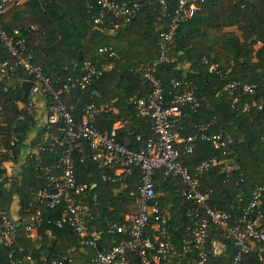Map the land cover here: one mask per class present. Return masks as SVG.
<instances>
[{"label":"built area","instance_id":"built-area-1","mask_svg":"<svg viewBox=\"0 0 264 264\" xmlns=\"http://www.w3.org/2000/svg\"><path fill=\"white\" fill-rule=\"evenodd\" d=\"M205 1L178 0L170 11L171 0H97L100 9L93 21L105 28L111 24V16L129 24L145 4L152 6L162 22L159 55L129 67L151 85L149 91L129 97L136 113L147 118L152 127L148 136L137 134L138 147L134 148L119 139L117 127L102 130L98 124L101 112L117 107L113 102L92 100L79 116L65 100L73 88L87 90L95 79L110 71L113 60L121 59V52L102 45L98 52L103 60L74 61L63 67L71 74L52 76L33 61L28 38L18 36V28L11 35L4 27L3 14L22 0H0V48L11 56L0 61V204L5 192L14 194L10 212L0 206V264H78L72 248L58 251L53 246L56 230L62 228H69L80 238L85 253L97 247L104 234H125L98 249L91 256L92 264H216L214 260L227 254L229 248L233 251L230 264H264V184L252 187L248 201L238 208L233 205L225 210L211 204L213 189L201 188L200 175L221 164L222 171L231 177L236 167L232 157L236 137L223 129L211 130L216 116L184 135L185 121L200 111L202 98L188 79L173 78L167 89L156 74L160 64L171 60L180 25L191 19ZM87 5L92 8L91 3ZM112 24L114 28L121 26L118 21ZM31 28L38 25L25 29ZM216 66L211 63L209 70ZM17 76L19 82L14 80ZM24 80L32 81L27 95ZM220 92L228 94L232 107L237 108L243 95L255 92V85L232 79ZM242 108L247 110L249 103ZM203 141L212 144L219 154L201 160L193 172L184 157ZM87 159L103 170V180L120 183L121 190L139 168L140 176L129 191L135 210L122 222L107 220L96 227L97 215L91 206L92 200L97 202L98 194L92 192L95 184L80 182L76 174L78 162ZM32 160L36 175L24 205L17 190L23 184L24 165ZM158 172L163 179L170 178L177 193L192 202L185 210L177 242L172 233L173 210L182 206L173 200L162 202V194L156 189ZM236 198L244 201V192ZM21 227L37 250L23 243L14 245ZM217 230L222 235H217ZM44 235L48 241H44Z\"/></svg>","mask_w":264,"mask_h":264},{"label":"trees","instance_id":"trees-1","mask_svg":"<svg viewBox=\"0 0 264 264\" xmlns=\"http://www.w3.org/2000/svg\"><path fill=\"white\" fill-rule=\"evenodd\" d=\"M88 3L92 4L91 9ZM177 3L178 0H171L170 11ZM99 9L97 0H24L3 14V24L9 34L15 35L14 30L18 28V36L28 38V45L34 53L33 61L42 64L52 76L71 74L70 69L63 67L71 66L74 61L103 60L98 52L102 45L118 49L121 59L113 60L114 67L110 71L95 79L87 90L73 88L72 94L65 100L79 116L83 106L92 100L113 102L120 112H101L98 124L102 130H111L116 120L128 119L129 122L118 132L119 139L136 148L137 134L148 136L152 127L147 118L136 113L134 105L128 100L135 93L149 91L151 85L129 71V67L159 55L162 22L152 6L145 4L129 24L111 16V24L105 28L93 21V15ZM112 21L120 22L121 26L114 28ZM32 24L38 25V28L25 29ZM258 42L262 45L256 50ZM170 56L171 60L160 64L156 72L167 89L173 78H186L202 98L200 111L185 121L183 134L195 131L200 122L216 116V125L211 130L223 129L236 137L232 153L236 167L231 177L228 178L221 164H217L200 175L201 188L213 189L210 202L219 208L231 210L233 205L236 208L245 205L251 188L264 184V0H206L200 3L197 13L180 25ZM5 58L11 56L5 48H0V61ZM211 63L217 64L212 71L209 70ZM232 79L255 85V92L243 95L237 108L232 107L228 94L219 93L224 83ZM14 80L20 81L18 76ZM245 102L249 103L247 110L242 108ZM215 154L219 151L203 141L184 160L195 172V166L201 160ZM34 162L32 160L24 165L23 184L17 190L24 205L36 175ZM102 171L90 159L79 161L76 169L80 182L95 184L92 192L98 194L97 202L92 200L91 206L97 215L94 221L96 227L103 226L105 218L122 222L129 209L135 210L134 198L129 191L140 176V170L136 168L127 187L118 190L121 184L103 180ZM156 179V189L162 194V202L173 200L182 206L173 210L172 233L177 242L183 231L185 210L192 206V202L177 193L171 179H163L162 172L157 173ZM240 192H244V201L236 198ZM13 198L12 191L5 192L0 206L10 212ZM56 234L58 238L53 241L56 250L72 248L78 264H92L91 256L99 249L98 246L84 253L80 249V238L72 230L57 229ZM216 234L222 235L219 230ZM123 237V233L104 234L100 243L105 245ZM44 241H48L46 235ZM19 243L28 249H36L35 244L25 237L22 227L14 245ZM232 254V248H229L227 254L214 261L216 264H230ZM135 264L139 263L135 261Z\"/></svg>","mask_w":264,"mask_h":264},{"label":"crops","instance_id":"crops-1","mask_svg":"<svg viewBox=\"0 0 264 264\" xmlns=\"http://www.w3.org/2000/svg\"><path fill=\"white\" fill-rule=\"evenodd\" d=\"M24 0H22V2H23ZM260 45L262 44L261 42H258ZM186 66V65H185ZM262 100L264 101V98L262 97ZM128 102H129V100H128ZM112 112H114V113H118V112H120V109H119V107H116L114 110H112ZM131 120V119H130ZM127 122H129V120L128 119H126V118H121V119H118V120H116L115 122H114V124H113V127H117L118 128V132H119V130L127 123ZM117 189L119 190V189H123V186L121 185V186H119V187H117ZM116 189V193H118V190ZM13 213L14 214H16L17 213V209L16 208H13ZM99 244L101 245V249H103V248H106V247H108L111 243H107V244H105V245H102L100 242H99Z\"/></svg>","mask_w":264,"mask_h":264},{"label":"water","instance_id":"water-1","mask_svg":"<svg viewBox=\"0 0 264 264\" xmlns=\"http://www.w3.org/2000/svg\"><path fill=\"white\" fill-rule=\"evenodd\" d=\"M82 57H83V55H82V52L80 51V58H82ZM31 83H32L31 80H24L23 88L25 90V95L28 94V92L30 90ZM97 246H98L99 249H101V245L100 244H98ZM234 250L237 251V247L236 246L234 247Z\"/></svg>","mask_w":264,"mask_h":264},{"label":"rangeland","instance_id":"rangeland-1","mask_svg":"<svg viewBox=\"0 0 264 264\" xmlns=\"http://www.w3.org/2000/svg\"><path fill=\"white\" fill-rule=\"evenodd\" d=\"M261 45H262V44H261ZM261 45H260L259 43H257V44H256V50H258V49L260 48ZM129 208H130V207H129ZM129 208H128V209H129ZM130 210H131V209H129V211H128L127 213L131 212ZM127 213H125V215H126ZM105 220L107 221L108 218H105ZM80 249H81V251H83L82 248H80ZM83 252H84V251H83ZM84 253H85V252H84Z\"/></svg>","mask_w":264,"mask_h":264}]
</instances>
